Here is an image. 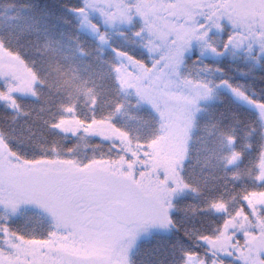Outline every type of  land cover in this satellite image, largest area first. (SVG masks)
I'll list each match as a JSON object with an SVG mask.
<instances>
[{
    "label": "trees",
    "instance_id": "obj_1",
    "mask_svg": "<svg viewBox=\"0 0 264 264\" xmlns=\"http://www.w3.org/2000/svg\"><path fill=\"white\" fill-rule=\"evenodd\" d=\"M83 8L82 0H0V48L23 62L36 80L33 98H15L13 109L0 102V139L20 161L85 168L130 160L119 143L61 134L55 128L61 121L110 125L139 151L140 161L160 136L153 110L122 90L117 80L122 64L116 54L149 66L145 41L138 37L139 21L119 29L94 21L108 41L106 48L83 30L78 19ZM233 28L225 20L203 41L215 55L200 56L204 45L198 41L184 58L181 77L208 88L211 101L198 106L179 169L182 190L172 202L169 232L136 244L129 264H188L189 258L210 263L216 257L203 242L217 240L227 222L243 215L253 232L257 221L264 224V205L252 211L246 204L248 197L264 194V182H259L264 125L222 88L264 104V57L231 50ZM204 71L209 75H202ZM4 93L0 80V96ZM59 234L35 208L12 214L0 206L2 252L6 239L48 242Z\"/></svg>",
    "mask_w": 264,
    "mask_h": 264
},
{
    "label": "rangeland",
    "instance_id": "obj_2",
    "mask_svg": "<svg viewBox=\"0 0 264 264\" xmlns=\"http://www.w3.org/2000/svg\"><path fill=\"white\" fill-rule=\"evenodd\" d=\"M81 26L108 48L94 25L116 29L140 23L149 66L116 54L121 61L118 83L130 91L160 122V136L148 148L144 161L126 136L107 124L84 126L76 120L61 121V134L86 136L122 145L130 160L93 163L78 168L69 163L23 162L0 139V206L16 214L35 208L48 216L61 232L48 242L12 243L6 239L0 264H129V254L140 241L154 233L169 232L172 202L182 190L179 169L183 163L198 106L211 101V91L181 77L184 58L200 41L216 33L221 22L234 25L229 48L264 57V0H82ZM204 45V44H203ZM196 48V47H195ZM200 56H213L209 45ZM202 75H209L208 71ZM0 80L5 93L0 102L15 108V98H33L36 80L19 59L0 48ZM241 105L254 111L264 125V104H255L236 90L223 86ZM264 182V153L259 165ZM124 204L137 223L117 225L102 210L112 203ZM254 211L264 205V194L246 200ZM223 210H218L221 213ZM243 215L227 222L217 240H205L216 260L194 258L188 264H264V224L256 232ZM241 239V241L239 240ZM220 261H218V260ZM223 261V262H221Z\"/></svg>",
    "mask_w": 264,
    "mask_h": 264
},
{
    "label": "water",
    "instance_id": "obj_3",
    "mask_svg": "<svg viewBox=\"0 0 264 264\" xmlns=\"http://www.w3.org/2000/svg\"><path fill=\"white\" fill-rule=\"evenodd\" d=\"M106 215L115 221L117 225L123 227H130L135 225L136 221L130 214L129 210L124 204L118 202L112 203L106 210Z\"/></svg>",
    "mask_w": 264,
    "mask_h": 264
},
{
    "label": "flooded vegetation",
    "instance_id": "obj_4",
    "mask_svg": "<svg viewBox=\"0 0 264 264\" xmlns=\"http://www.w3.org/2000/svg\"><path fill=\"white\" fill-rule=\"evenodd\" d=\"M108 215H106V209L102 210V214L99 215L98 219L101 221V224L107 220Z\"/></svg>",
    "mask_w": 264,
    "mask_h": 264
}]
</instances>
